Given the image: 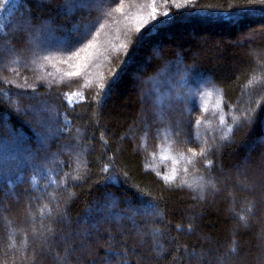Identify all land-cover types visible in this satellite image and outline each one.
<instances>
[{
	"label": "trees",
	"instance_id": "16d2710c",
	"mask_svg": "<svg viewBox=\"0 0 264 264\" xmlns=\"http://www.w3.org/2000/svg\"><path fill=\"white\" fill-rule=\"evenodd\" d=\"M11 3L0 0V54L2 48L4 56L13 55L0 76V148L4 153L13 150L3 155L7 159L0 164V260L6 258L5 264H136V258L140 264H264L260 175L264 150L255 148L257 142L264 144V6L250 0H163L167 5L158 7L153 24L139 32L127 31L125 48L109 55L98 81L81 72L68 76L74 68L61 64L67 73L57 82L38 69L57 70L55 58L78 55L96 27L104 26L107 19V23L117 22L115 8L106 10V17L81 38L80 31L100 11H69L60 7L64 0H33L29 14L22 7L10 8ZM26 26L37 34L28 39ZM256 27L262 30L252 56L235 43L237 36ZM44 28L56 40L70 44L45 55L52 61L48 67H43L42 56L26 60L19 53L29 40L42 38ZM18 61L27 66L20 68ZM137 81L148 97L162 104L157 111L160 121L147 116L140 121L139 97H143L136 92ZM149 84L154 88L149 89ZM38 104H44L55 118L45 126L51 133L57 131L49 142L37 139L35 132L40 130L27 123L25 108L36 110ZM245 110L255 117L254 123L237 122ZM184 119V129L192 135L187 139L173 129L174 122ZM133 131L137 134L133 143L139 146L136 153L122 139ZM77 142L76 155L62 153ZM37 143L44 149L36 151ZM209 146L213 150L207 157L188 163L189 148L199 152ZM109 156L115 161L110 179L100 171ZM49 159L54 162L49 164ZM205 160L213 162L211 170L204 166ZM174 172L177 178L170 187L162 177ZM74 175L81 180L73 181ZM182 180L192 185L212 180L216 190L208 188L201 199L200 192L177 187ZM14 198L19 207L14 206ZM152 199L158 202L160 218L131 211ZM233 201L239 205L236 216L227 213ZM24 203L30 206L27 224ZM88 215L91 220L85 229L80 221ZM239 215L246 221H240ZM101 216L115 218L116 224L102 221L109 237L93 243L91 226ZM124 216L133 217L134 223L128 219L132 227ZM49 228L52 231H46ZM83 229L90 233L85 242L77 237L59 239ZM122 229H127L126 238L117 233ZM136 232L144 235V248L136 245L140 239Z\"/></svg>",
	"mask_w": 264,
	"mask_h": 264
},
{
	"label": "rangeland",
	"instance_id": "374dc122",
	"mask_svg": "<svg viewBox=\"0 0 264 264\" xmlns=\"http://www.w3.org/2000/svg\"><path fill=\"white\" fill-rule=\"evenodd\" d=\"M38 2H40V0H37ZM165 1V0H164ZM179 1H183V3L189 2L191 0H179ZM163 0H107L106 2H103L102 0H97V4L95 7H90L87 9H90L91 11H95L99 13H97V19L90 24L87 28L83 29L82 31H80V36L81 38L86 36V34H88L91 30H93L96 27V21H98L100 18H104L106 17V10L109 11L110 8H115L114 9V13H113V20H117V22L115 24H113L112 21H110L109 23H107V21L109 19H107L106 23L104 24V26H99L96 27L94 29L93 32H91L88 36V39L86 40V43L84 45V48L86 45H88L91 42L92 47H88L87 51H84L83 49L80 51V53H78V55H73L71 57H63V58H55L54 60L58 61V66H57V70H49V71H44L42 69H38L41 71L42 74H45L47 76H44L45 78H56L57 82H60L58 77H62L63 75H65L67 73L66 69L61 68V64H68V65H72L71 67L74 68L73 72L77 71V65L80 66L79 71L81 72V74L83 76L86 77H91V81H95V80H99V78L101 77V74H103L104 68L106 67V63L107 60L109 59V55H114L117 54L119 52H121L123 50V48H125L126 43L123 40L124 36H126L127 31H134L136 32V28L140 27L141 25V21L142 20H148V23L146 25H143V27L146 26H150L151 24H153V22L155 20H152L149 17V13L152 11V7H155L156 9V13L155 15L158 14V12L160 11L159 8L163 9L162 6L167 5L162 4ZM116 6V7H115ZM118 8H121V11H117ZM110 18V17H109ZM157 18V16H156ZM112 22V23H111ZM143 27H140V29H142ZM24 32L28 33L29 37L28 39L31 38V36H34L37 34V31H31V28L29 26H26L24 29ZM45 32L43 33L44 36L42 38L40 37H36L34 39V41L29 40L27 42L26 48L23 51H19L20 55L25 58L26 60L28 58H37L42 56V62L44 63L43 67H48L52 64V61L49 62L50 59H45V55H48L50 53V50H56V51H61V50H65L70 44H66L61 42L60 40H56L54 38V35L51 34L49 32V29L44 28ZM260 27H256L254 29H250L248 30V32L245 35H239L237 36L238 40L236 41V46L238 48H245L247 50V52L249 53V55L252 54V56L255 53L254 50H256V47L254 46L255 42H256V38L258 37V35L261 33ZM14 31V29H13ZM38 31H40L38 29ZM72 31V30H71ZM109 50V52H107ZM2 48H1V54H0V76L2 74V69L4 70V68L6 67V65L9 64V60L13 57V55L9 54L8 56H4L2 53ZM13 53V52H12ZM259 57L261 55L260 52H258ZM45 56V57H43ZM84 63L87 64L84 66ZM18 66L20 68H25L27 66V64L25 62H19L18 61ZM88 67L89 71H84V68ZM6 69V68H5ZM133 77H137L136 75H134ZM142 83H139V81H137L136 84V92L138 94L142 95V99H140L139 97V118L140 121H142V118L144 116L147 117H152L153 119H156L158 121H160V116L158 115L157 111L159 110V108L162 109V104L159 106V101H157L156 99H152V97H148L146 94V89H142ZM148 87V86H147ZM149 89H153L154 87H151V84H149ZM144 90V91H143ZM1 95L3 97L4 94L1 93ZM144 95V96H143ZM139 96V95H138ZM12 104H14V100H12ZM26 113H28V124L31 126H36L38 127V131L39 133L37 134V132H35V136L37 137V139H45L46 142H49L52 138L55 137L56 132L52 133L46 129V125H52L54 122V115L53 112L49 109H47V107L43 104H38L36 110H32L29 107H26ZM23 110V109H22ZM49 110V115L46 118H42L44 112H48ZM25 111V110H23ZM185 115V114H184ZM180 118V117H179ZM46 122V123H45ZM186 123V119H184L183 121H179L177 120L176 122H174L173 124V129L175 130L176 134L178 135L179 133H183V136L185 139L188 138V136H192L191 133L187 132L184 129V124ZM43 124V125H42ZM205 131L208 129L206 127ZM9 131V130H8ZM10 132V131H9ZM208 133V132H206ZM12 137L14 135L11 134V132L9 133ZM137 134L134 133V131L131 134H127L124 137H122V139L124 141L129 142L130 144H132L134 146V151L135 153L139 150V146L138 143H133L134 139H136ZM22 143H23V139ZM40 144V145H39ZM37 143L34 147L36 151H41L43 148L41 143ZM256 147H260L262 150H264V144L262 142H257ZM27 148V146L25 147ZM253 148L252 150L255 151L256 149ZM78 149V142L76 143L75 146H73L70 151H66L63 150L62 153L63 154H70V155H76V151ZM13 152V150L8 149L7 151H2V149L0 148V164L3 163V161H5L7 158H4L3 155H9L6 152ZM15 152V151H14ZM4 159V160H3ZM49 164L54 161H52V159L49 161ZM21 164V163H20ZM216 170L220 171L219 166H216ZM260 174V173H259ZM262 176V180H264V173L260 174ZM264 183V182H263ZM199 184V183H197ZM193 185L194 187L197 185ZM218 187H223L221 184L218 185ZM210 189V188H209ZM209 189H206L205 192H207ZM193 194H199V190L197 189L195 192H193ZM53 200L52 198V194L48 195V198H50ZM24 198L28 199V195L24 194ZM14 206H18V200L16 198H14ZM19 207V206H18ZM30 207V206H27ZM26 207V203H24L22 205L23 208V213H24V224L28 223V220L30 221V216H29V210ZM106 207V206H105ZM141 207V206H140ZM228 207V205H227ZM239 205L236 204L235 201L230 202V206L228 209V214H231L233 216H236L235 214V210L237 211ZM139 208V207H138ZM30 209V208H29ZM116 209V208H113ZM96 210H94L93 212H95ZM126 212L130 211L129 207H126L125 209ZM143 213V212H142ZM154 216V214H152ZM146 216H149L150 218V214H146ZM156 218H160L159 213L155 214ZM91 216L88 215L86 217V220L80 221V225L82 226V228H87L86 226H88V223H90V218ZM102 217V216H101ZM126 216H124L123 219H127L125 218ZM250 218V217H249ZM107 220L112 221L113 223L116 224V220L115 218L113 219L112 217H106L103 216L102 219L95 225H89V227L91 226V230L93 232V234L91 235V240L93 243H97L98 241L102 240V238L105 236L109 237L105 231H107V227L106 224L103 223L102 221L105 222ZM128 220V219H127ZM150 221V220H148ZM251 221V219H250ZM18 224H20L21 226H23V221L22 220H18L17 219ZM111 222V223H112ZM128 223L131 225L132 227V221L130 222V220H128ZM109 225H111L110 223H107ZM111 227L113 228V226L111 225ZM135 227V226H133ZM104 228V230L102 229ZM122 228V225L121 227ZM124 228V227H123ZM126 230V231H125ZM125 230H119L117 231V233H120L121 236L123 237H127L128 234L127 229ZM123 232V233H122ZM125 232V233H124ZM137 237H139L140 239L138 241H136V245L139 248H144V235L140 232H136L134 233ZM116 234L114 233V235H112V239H114L116 236ZM77 237V238H76ZM88 237H90V233L87 232L86 230H81L79 233H71L69 234L67 237L64 238H59L60 240L63 239V241H68V239L70 238H76V239H80L83 242H85V239H87ZM31 239L33 240V238L31 237ZM78 239V240H79ZM111 239V238H110ZM263 238L260 236L259 241L262 242ZM113 242V240H112ZM52 254V253H51ZM68 257H70V251L68 252ZM134 262L136 264H140L141 260L139 261V259L134 260Z\"/></svg>",
	"mask_w": 264,
	"mask_h": 264
},
{
	"label": "snow or ice",
	"instance_id": "6c2138e0",
	"mask_svg": "<svg viewBox=\"0 0 264 264\" xmlns=\"http://www.w3.org/2000/svg\"><path fill=\"white\" fill-rule=\"evenodd\" d=\"M33 2V0H12V3L10 4V8H17V7H22L25 10H27L30 14V7L29 5ZM253 3H258L259 5L264 6V0H250V4ZM97 4V0H64V3L62 5H60L61 8H66L69 11L75 10V9H86V8H90V7H95ZM121 8H118L117 11H121ZM264 10V9H262ZM156 9L155 7H152V11L149 13V17L152 20L156 19ZM164 15H168L167 12L164 13ZM148 23V20H142L141 21V25L140 27H143V25H146ZM140 27L136 28V31L139 32L140 31ZM88 47H92L91 42L85 46V48L83 49L84 51H87ZM45 59H47V57H45ZM80 66L77 65V71L75 72H70L67 75L68 76H79L80 75V71H79ZM100 89H104V85L100 84L99 85ZM149 94H152L151 91ZM97 96L100 95V93L98 92L96 94ZM83 99V97H81ZM100 102V101H98ZM188 111H191V109H188ZM250 121L253 122L255 121V117H250L248 114V110H245L243 113H241V116L239 118V120L237 121L238 123L240 121ZM67 123V122H66ZM197 124L200 123V120L196 121ZM222 139H226V137L222 138ZM105 145L107 144V141L104 142ZM212 146L209 147H202L200 149L199 152L194 151L193 149L189 148L188 152L191 154L190 157L188 158V163L189 164H195L196 162V158L198 156L200 157H207L209 155V153L212 151ZM181 158H183V155L181 156ZM108 163L104 165L103 168L100 169L101 172H105L108 173L107 178H112L113 175H115L114 172L110 171V169H114L115 168V161L113 159L112 156H109L108 158ZM208 170H211L212 166H213V162L211 160H205V165H204ZM185 172H187V169H185ZM66 176L68 175L67 173L65 174ZM125 176H127V172L124 173ZM157 175L159 176V173H157ZM177 178V174L174 172L172 175H165L162 177V179L170 186H174V182ZM71 179L73 181H80L81 177L79 175H74L71 176ZM117 179H119V177H117ZM54 182V181H53ZM187 186L188 188L192 189L193 191H196L197 189L199 190V192L201 193L200 198L203 199V193L205 192L206 189L211 188L212 190H216V185L215 182L212 180H209L205 183H199L197 184L195 187L192 184H189L187 181L182 180L180 185H178L177 187H185ZM74 195L73 193H69V196ZM157 207H158V202L155 199L152 200H148V201H143L141 203V207L139 208H132L131 211L134 214L143 212L144 214H158L157 212ZM249 211H251V209H249ZM49 214H51V210H49ZM128 219L133 220V223L135 222L133 217H128ZM239 220L240 221H246V217L244 215H239ZM178 230H182L179 229ZM192 230V226L189 225V231ZM46 231H52L51 228L47 229ZM233 251H235V249H233ZM6 258L4 260H0V264H5Z\"/></svg>",
	"mask_w": 264,
	"mask_h": 264
}]
</instances>
